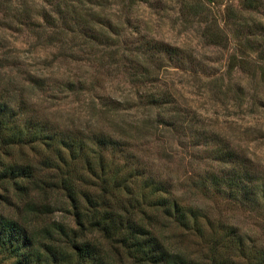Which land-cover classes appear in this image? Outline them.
<instances>
[{
	"label": "rangeland",
	"instance_id": "374dc122",
	"mask_svg": "<svg viewBox=\"0 0 264 264\" xmlns=\"http://www.w3.org/2000/svg\"><path fill=\"white\" fill-rule=\"evenodd\" d=\"M7 1L13 15L0 12V57L11 53L17 57L18 66L4 69L0 94L10 92L7 97L14 102L20 95L26 97L30 89L25 78L40 70L46 80L36 85L27 109L31 114L87 131H92L96 120L104 122L114 138L126 137L122 140L135 157L131 162L142 165L176 196L185 214L189 205L201 206V231L170 220L163 227L167 245L204 264H214V250L215 264H264V209L253 205L255 197L242 203L238 191L222 193L213 187L224 179L221 177L230 175L231 169L210 158L216 144L203 137L195 139L186 126H181L185 115L190 114L197 132L210 135L216 130L219 141L240 145L253 154L256 169L264 177V108L260 107L264 83L239 70L229 81L232 50L207 47L201 15L189 16L184 9L186 3L197 4L198 0ZM229 3L236 5L238 0L222 1L211 17L221 20ZM4 8L0 5V11ZM17 10L22 11L20 16H16ZM255 15L258 18L254 21L260 20L261 15ZM39 25L48 33L54 32L61 42L50 45L45 34L36 38V33L43 31ZM230 29L234 30L232 26ZM167 47L170 52L164 51ZM152 48H158L160 60L150 57ZM144 67L154 74L155 68H160L153 86L152 79L143 85L137 83ZM220 78L223 82H217ZM68 82L74 83V91L65 90ZM240 82L244 85L241 93L237 92ZM157 86L173 95L181 110L158 118L157 113L170 112L173 105L158 109L141 99L147 88ZM106 98H112L113 103ZM93 103L99 105L96 110L91 108ZM101 108L115 110L114 118L102 116ZM149 115L142 130H135L136 122ZM177 120L180 127L175 126ZM155 121L164 125L153 124ZM138 185L142 187L140 182ZM139 193L143 195L142 188ZM56 216L69 219L63 213ZM163 224L161 220V228ZM235 232L242 235L243 245ZM0 264L17 263L0 253Z\"/></svg>",
	"mask_w": 264,
	"mask_h": 264
},
{
	"label": "trees",
	"instance_id": "16d2710c",
	"mask_svg": "<svg viewBox=\"0 0 264 264\" xmlns=\"http://www.w3.org/2000/svg\"><path fill=\"white\" fill-rule=\"evenodd\" d=\"M222 1L198 0L197 4L186 3L184 9L189 16L201 15L205 24L202 38L207 47L232 50L229 81L239 70L264 83V0H238L236 5L225 6L221 20L211 17ZM6 3H0L5 7L0 12L12 17L10 2ZM21 14V10L16 11V16ZM255 14L261 15L260 20L254 21L258 18ZM39 27L43 31L37 32L36 38L45 34L50 45L61 42L54 32ZM152 49L150 57L160 60L158 48ZM164 51L171 50L167 47ZM9 66H18L17 57L6 53L0 57V78ZM141 70L137 83L143 85L152 79L153 86L160 68H155V74L148 67ZM39 71L25 78L30 89L26 97L20 95V100L14 102L7 97L10 92L0 94V253L14 258L17 264H204L167 245L163 228L174 220L201 231V206L191 204L185 214L176 196L148 175L142 165L131 162L135 157L122 140L126 137L114 138L104 122L96 120L92 131H87L31 114L27 109L36 85L46 80ZM220 80L223 82V78L217 82ZM73 84H64L65 90L74 91ZM237 86V92L244 91L241 82ZM141 99L158 109L173 105L172 111L157 113L158 118L181 110L178 100L158 86L147 88ZM106 101L113 103L112 98ZM260 101L264 108V98ZM98 107L93 103L91 108ZM99 113L114 118L115 110L101 108ZM189 115H185L181 126H186L195 139L203 137L216 144L210 158L231 169L230 175L221 177L224 179L213 187L222 193L238 191L242 203L255 197L253 205L264 209V177L256 169L255 156L240 145L219 141L216 130L210 135L197 132L195 119ZM150 118L137 121L134 129L141 131ZM175 123L180 127L178 120ZM59 213L69 219H59ZM235 237L243 245L242 235L235 232ZM211 255L212 262L217 263L215 250Z\"/></svg>",
	"mask_w": 264,
	"mask_h": 264
}]
</instances>
